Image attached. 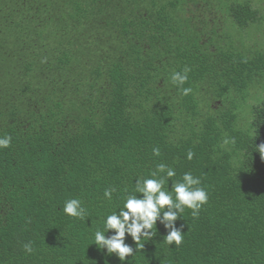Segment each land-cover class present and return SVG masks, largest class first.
<instances>
[{"label":"trees","instance_id":"trees-1","mask_svg":"<svg viewBox=\"0 0 264 264\" xmlns=\"http://www.w3.org/2000/svg\"><path fill=\"white\" fill-rule=\"evenodd\" d=\"M58 12L0 63V138L12 136L0 147V264H264V92L238 124L264 76V47L198 26L223 12L249 33L264 25V0H62ZM185 66L187 96L171 80ZM159 163L176 171L166 191L190 171L208 203L176 221L181 246L158 220L156 236L121 261L94 233L114 234L107 216ZM70 198L84 219L62 210ZM125 242L136 247L130 234Z\"/></svg>","mask_w":264,"mask_h":264},{"label":"clouds","instance_id":"clouds-1","mask_svg":"<svg viewBox=\"0 0 264 264\" xmlns=\"http://www.w3.org/2000/svg\"><path fill=\"white\" fill-rule=\"evenodd\" d=\"M246 62V61H245ZM191 68L185 66L183 71L174 72L171 76L173 84L181 87L182 94L187 96L192 93L191 87H183L189 79ZM236 143L235 138L229 141L225 139L224 143ZM12 136L7 135L0 138V147L8 148L11 146ZM260 155L264 158V143L256 145ZM156 156L161 155L159 147L153 149ZM194 151L189 150L187 158L193 159ZM166 175H161L165 174ZM176 176L174 168L166 163H159L151 171V178L140 177L136 182L135 193L127 194L124 199L125 203L118 212L108 215L106 218L105 228L107 232L114 230L111 236L106 235L105 231L97 229L94 233V242L103 250L107 248L108 254H116L121 261H126L130 256H134L138 250H143L145 241L151 240L156 236L158 220L169 230L165 236L168 245L175 244L179 247L183 243V225L176 226V221L184 213L185 208L191 209L193 218H199L201 209L208 203L209 194L202 186L200 177L194 176L190 171L183 174L182 180L173 181L172 189L169 192L165 190V184L170 178ZM118 191L115 187L105 189V196L111 200L113 192ZM127 192V189H125ZM142 194V195H141ZM67 215L84 219L88 215L82 201L78 198H70L65 201L62 209ZM126 234H130L136 244L126 243ZM27 253L34 251L33 242L29 241L23 245Z\"/></svg>","mask_w":264,"mask_h":264},{"label":"rangeland","instance_id":"rangeland-1","mask_svg":"<svg viewBox=\"0 0 264 264\" xmlns=\"http://www.w3.org/2000/svg\"><path fill=\"white\" fill-rule=\"evenodd\" d=\"M62 0H0V63L4 64L8 55L17 54L22 42L31 39L37 34L33 23L35 20H47L58 14ZM194 10L203 8L202 5H191ZM191 7V8H192ZM204 9V8H203ZM208 15V14H207ZM203 17V16H201ZM213 19L208 17L201 19L199 27L207 24L210 28L217 30L219 38L226 40V34L233 32L238 38L245 39L248 46L264 47V25H256L251 31L239 34L236 29H230L231 23L223 12L213 13ZM33 27V29H32ZM32 29L33 31H30ZM226 37V38H225ZM264 92V76L255 81L248 89L246 102H243L239 110L238 124L247 127L250 122L251 106L256 99H259Z\"/></svg>","mask_w":264,"mask_h":264}]
</instances>
